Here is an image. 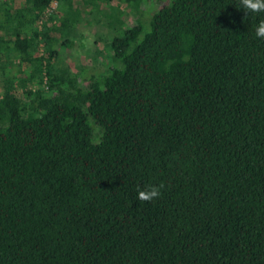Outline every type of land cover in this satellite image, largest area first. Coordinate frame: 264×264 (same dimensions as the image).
<instances>
[{"label":"trees","instance_id":"16d2710c","mask_svg":"<svg viewBox=\"0 0 264 264\" xmlns=\"http://www.w3.org/2000/svg\"><path fill=\"white\" fill-rule=\"evenodd\" d=\"M144 1L0 0V264H264V13Z\"/></svg>","mask_w":264,"mask_h":264},{"label":"rangeland","instance_id":"374dc122","mask_svg":"<svg viewBox=\"0 0 264 264\" xmlns=\"http://www.w3.org/2000/svg\"><path fill=\"white\" fill-rule=\"evenodd\" d=\"M19 0H15V3H18ZM116 0H111V3H114ZM102 7H105V3H101ZM54 5V2L52 3ZM122 5H125L126 12L123 13L125 24H130L135 22L136 17L139 15V12H133L132 9H129V6L122 2ZM157 2L155 0H149L141 2V7L144 9L142 13V18L146 19L151 15V11L153 8L157 6ZM81 7H84V4L81 5ZM88 8H82V17H84L86 20L82 19L78 25L81 28V30L84 33V38L82 39L84 42L83 46L79 45V43L76 41L73 45V48L64 50V59L67 63L70 64L72 70L77 69V65L81 62L87 63L89 67L92 68V70H97L99 68H104L106 65V58H104L101 55H98L95 58H91V51L95 50L96 48H102L104 45V38L99 37V33H103L107 30L106 25H102L101 23H104V17L100 13V11H95L97 15V18L101 21H93L94 17L91 18L90 12L87 10ZM90 19H93L90 22ZM88 20V21H87ZM104 35H102L103 37ZM94 52V51H92ZM97 52V51H96ZM76 65V66H75Z\"/></svg>","mask_w":264,"mask_h":264},{"label":"clouds","instance_id":"9594fccd","mask_svg":"<svg viewBox=\"0 0 264 264\" xmlns=\"http://www.w3.org/2000/svg\"><path fill=\"white\" fill-rule=\"evenodd\" d=\"M240 8H242L245 13H264V0H239ZM255 36L260 39H264V20H261L255 27ZM92 142L99 144L101 138L93 135ZM164 185L161 183L159 186L148 185L145 188H137V198L143 202H151L158 199L161 196V190Z\"/></svg>","mask_w":264,"mask_h":264}]
</instances>
